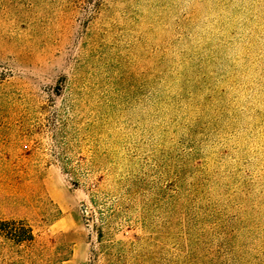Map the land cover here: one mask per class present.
<instances>
[{
	"label": "rangeland",
	"instance_id": "1",
	"mask_svg": "<svg viewBox=\"0 0 264 264\" xmlns=\"http://www.w3.org/2000/svg\"><path fill=\"white\" fill-rule=\"evenodd\" d=\"M0 218V264H264V0H0Z\"/></svg>",
	"mask_w": 264,
	"mask_h": 264
},
{
	"label": "trees",
	"instance_id": "2",
	"mask_svg": "<svg viewBox=\"0 0 264 264\" xmlns=\"http://www.w3.org/2000/svg\"><path fill=\"white\" fill-rule=\"evenodd\" d=\"M91 202H94L91 199ZM84 211H87L85 206ZM89 215H84L85 220H89ZM96 235L99 239L102 237L101 227L94 225ZM35 239V234L32 226L23 219H1L0 218V248L5 246L10 248L12 252L20 253L22 246H29ZM71 253L68 243H61L54 251L50 264H62L66 261ZM22 257V256H21ZM31 262H33L31 260ZM23 263L22 261L20 262ZM13 264V263H10Z\"/></svg>",
	"mask_w": 264,
	"mask_h": 264
}]
</instances>
